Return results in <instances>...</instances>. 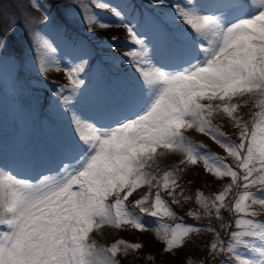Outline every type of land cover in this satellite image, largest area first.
I'll return each mask as SVG.
<instances>
[{
  "label": "snow or ice",
  "instance_id": "1",
  "mask_svg": "<svg viewBox=\"0 0 264 264\" xmlns=\"http://www.w3.org/2000/svg\"><path fill=\"white\" fill-rule=\"evenodd\" d=\"M89 5L110 10L114 21L101 19ZM29 7L46 12L31 32L39 74L46 77L52 69L63 70L69 81L54 93L52 108L69 120L71 135L61 146L54 174H42L32 182L0 166V225L7 229L0 231V264H119L118 254L144 245L118 239L100 247L90 234L106 225L148 231L145 216L155 218L158 237L160 229L165 231L160 237L165 252L183 247L192 234L209 231L215 239L208 255L224 256L219 264H264V220L256 219L264 212V191H251L264 186V0L174 2L156 20L167 47L166 64L153 62L151 40L146 42L135 30L129 14L134 5L123 0L119 4L80 0L76 8L88 32H94L93 26L126 29L132 50L123 55L138 73L136 90L105 104L95 117L77 108L84 94L81 73L87 61L82 58L79 64L61 69L49 55L56 49L44 31L54 23L51 13L34 0H17L20 16L28 24L34 19ZM8 17L11 25L15 14ZM73 23L72 18H64L57 27L66 33ZM117 39L112 37L110 46ZM6 47L0 38V51ZM245 106H250L247 120L240 114ZM218 115L237 130L238 143L212 123ZM189 128L209 136L235 167L186 137L184 130ZM168 154L182 155L179 165L199 162L215 177L231 178L213 197L196 194L204 216L221 222L227 242L211 225L184 223L162 198L165 191L173 197L172 203H181L175 190L182 169L159 172L160 160ZM144 186L148 192L129 205V198ZM253 205L261 211L251 210ZM222 210L231 213L234 221L224 222ZM188 215L201 218L198 211ZM165 218L181 222L170 225L162 222Z\"/></svg>",
  "mask_w": 264,
  "mask_h": 264
},
{
  "label": "rangeland",
  "instance_id": "2",
  "mask_svg": "<svg viewBox=\"0 0 264 264\" xmlns=\"http://www.w3.org/2000/svg\"><path fill=\"white\" fill-rule=\"evenodd\" d=\"M34 2L43 5L51 13V19L54 21L44 29L47 39L56 49L54 53L49 54L50 57L60 63L61 69L79 64L82 58L87 61L85 71L81 73V78L85 80L82 86L84 94L79 96L77 105L83 115L95 117L103 111L105 104L135 91L138 73L129 66L128 59L123 55L132 50L130 38L124 27L112 26L100 29L93 26L94 32L90 33L80 22L76 8L80 0H34ZM109 2L119 4L122 0H109ZM123 2L134 5V8L129 10L132 24L141 38L146 42L151 40L148 47L153 62L168 63L167 47L157 30L156 20L162 14L168 13L173 3L179 0H158L155 4L152 0H123ZM89 7L101 19L114 21L110 10L96 9L92 5ZM29 11L34 18L32 24H28L20 16L17 0H0V38L7 42V47L0 51V56L4 57V60L0 61V159L16 157L25 142H29L28 150L33 159L31 171L16 174L20 178L35 182L42 174L51 175L57 170L56 164L60 158L61 146L71 135V129L69 120L58 116L52 108L54 93L58 87L69 83L65 73L63 70L57 72L52 69L45 77L39 74L36 66V51L31 32L42 23L46 12L35 10L33 7H29ZM8 13H13L16 17L11 25L8 24ZM64 18L74 20L73 24L67 26L66 33L65 30L57 27ZM112 37L118 38L114 47L110 46L113 44ZM92 56L94 59H91ZM65 95L69 93L66 91ZM240 114L245 120L249 119L250 106L242 107ZM212 123L226 133L233 142H239L237 130L225 117L214 116ZM184 135L198 144L205 145L207 150L235 167L232 158L209 136L195 128L184 130ZM178 155L174 158L173 154H168L161 158L159 172L162 173L176 166L182 169L177 173L180 187L175 190V198L181 203H172L173 197L165 191H161L162 198L168 202L177 217L183 218L184 223L198 226L211 225L227 242L228 236L221 229V222L214 216H204L201 206L196 202V194L200 192L205 197H213L230 182L231 178L215 177L205 171L203 163L198 162L187 167L179 165L183 156ZM251 191H264V186L257 185ZM146 192H148L147 186L138 189L133 197L129 198L128 204ZM155 192L156 189L153 188L152 194L154 195ZM185 197L188 199L185 200ZM231 198L230 194L229 199ZM251 210L261 211L259 205H253ZM189 211L200 212L201 218L194 219L188 215ZM222 215L224 222L234 221L235 217L227 210H222ZM256 219L264 220V212H261ZM144 221L149 226L148 231L141 232L131 226L114 228L107 225L110 231L94 230L90 238L100 247L110 246L118 239L144 245L140 250L118 254L116 259L119 264H219L224 259V256L213 259L208 255V246L215 239L214 232L201 231L192 234L183 247L165 252L163 239L160 238L166 234L165 231L160 229L158 237L155 231V218L145 216ZM162 222L172 225L181 221L165 218ZM5 230H7L6 226L0 225V231ZM149 256L152 259H148Z\"/></svg>",
  "mask_w": 264,
  "mask_h": 264
},
{
  "label": "bare ground",
  "instance_id": "3",
  "mask_svg": "<svg viewBox=\"0 0 264 264\" xmlns=\"http://www.w3.org/2000/svg\"><path fill=\"white\" fill-rule=\"evenodd\" d=\"M28 147H29V142L26 141L25 144L23 145V148L20 150V154L17 155L19 157L13 156L14 158H12V157L11 158H1L0 159V166H3L5 169L10 170V171L14 172L15 174L18 172L24 173L27 171H31V168L33 166V164H32L33 159H32V155L30 154V152L28 150L29 149ZM36 147H37V145H36ZM173 155L175 158V157H177L178 154H173ZM178 156H180V155H178ZM169 161H171V160H169ZM161 166H163V165H161ZM101 229H102L101 231H103V232L104 231L106 232L109 230L107 225Z\"/></svg>",
  "mask_w": 264,
  "mask_h": 264
},
{
  "label": "trees",
  "instance_id": "4",
  "mask_svg": "<svg viewBox=\"0 0 264 264\" xmlns=\"http://www.w3.org/2000/svg\"><path fill=\"white\" fill-rule=\"evenodd\" d=\"M93 57H94V56H92V58H91V59H94ZM127 203H128V202H127ZM129 205H131V204H129Z\"/></svg>",
  "mask_w": 264,
  "mask_h": 264
}]
</instances>
